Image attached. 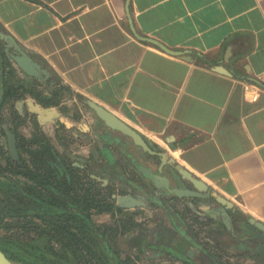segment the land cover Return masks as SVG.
Masks as SVG:
<instances>
[{
  "label": "crops",
  "instance_id": "1",
  "mask_svg": "<svg viewBox=\"0 0 264 264\" xmlns=\"http://www.w3.org/2000/svg\"><path fill=\"white\" fill-rule=\"evenodd\" d=\"M0 34L47 72L26 75L0 38V104L20 86L21 120L35 115L31 104H53L56 116L44 125L36 116L32 132L48 128L56 150L117 196L141 201L147 190V207L130 211L147 212L149 258L170 257L156 246L170 231L176 262L210 261L207 252L232 244L226 255L249 263L238 247L264 228V0H0ZM91 104L153 153L108 128ZM176 166L205 185L203 195L173 193L197 192Z\"/></svg>",
  "mask_w": 264,
  "mask_h": 264
},
{
  "label": "trees",
  "instance_id": "2",
  "mask_svg": "<svg viewBox=\"0 0 264 264\" xmlns=\"http://www.w3.org/2000/svg\"><path fill=\"white\" fill-rule=\"evenodd\" d=\"M19 89L7 87L5 102L18 98ZM48 131L17 134V159L0 151L1 252L15 264H134L124 251L139 213L115 220L122 211L110 187L56 150ZM101 214L115 222L96 224L93 216ZM159 250L174 255V246Z\"/></svg>",
  "mask_w": 264,
  "mask_h": 264
},
{
  "label": "flooded vegetation",
  "instance_id": "3",
  "mask_svg": "<svg viewBox=\"0 0 264 264\" xmlns=\"http://www.w3.org/2000/svg\"><path fill=\"white\" fill-rule=\"evenodd\" d=\"M20 88H21V86H20ZM20 90H22V89H20ZM24 90V89H23ZM19 93V92H18ZM4 100H5V98L3 99V104H0V138L1 137H3L4 138V148L2 147V145L0 144V151H3V152H9V141H8V135L9 134H13V136H14V140H15V147H16V151H17V138H16V136H17V134H23V135H25L26 136V134H33V133H36V132H40V133H44V131H45V129H44V131H38L37 129L35 130V132H29L28 133V131H27V124H26V120H27V117L26 118H24L23 120H21L20 119V117H18V115H17V110H16V106H15V104H14V102L13 103H11V104H7V103H4ZM30 104V103H29ZM12 105V106H11ZM32 105V104H31ZM4 106H9L10 108H14L13 109V111L14 112H12V110H8V112H5L4 114H3V111H2V109H3V107ZM43 109L44 108H47V109H50L49 107H45V106H43V105H40ZM1 112H2V115L3 116H1ZM35 113V112H34ZM35 115L36 116H38L39 117V115L37 114V113H35ZM29 118V117H28ZM35 119H37V117H35ZM11 120V121H10ZM51 120V119H50ZM50 120H48L47 122H49ZM32 122L33 123H31L32 125H33V129H35L37 126H36V122L34 121V120H32ZM47 122H45V123H47ZM44 123V124H45ZM40 124V123H39ZM44 124H41V125H44ZM18 128L19 127V133L18 132H16V129L15 128ZM42 130V129H41ZM49 132V131H48ZM48 136H50V135H48ZM53 137H55V136H52V138ZM130 139V138H129ZM50 140H51V138H50ZM54 140H51V143L53 142ZM133 143V142H132ZM136 146V145H135ZM138 147V146H137ZM138 148H140V147H138ZM141 149V148H140ZM142 150V149H141ZM144 153H146L147 154V152L146 151H144V150H142ZM9 154H10V152H9ZM11 156V155H10ZM17 156H18V151H17ZM12 157V156H11ZM13 158V157H12ZM14 159V158H13ZM73 165L74 164H77V167H79V168H85V167H82L77 161H74L73 160ZM74 166H76V165H74ZM87 170H88V168H87ZM89 171V170H88ZM89 173L91 174V172L89 171ZM91 176V175H90ZM92 178H94L95 180L97 179V178H95V177H92ZM100 180V179H99ZM117 180V179H116ZM98 182H100L101 183V186H108V187H110V189L109 190H111L112 191V193H111V198L114 200V202H115V205H116V207L118 208V209H120L121 211H122V213L121 214H115L114 215V219L115 220H118L119 218H122L123 217V215H125V214H130V213H136V212H131L130 210H133V209H136V208H143V207H147V190H145L144 189V191H142V193L143 194H141V198H142V200L140 201V202H142L145 206H139V207H134V208H129V209H123V208H120V207H118V205H117V200H116V198L117 197H119V196H117V194H116V192L114 191V189L111 187V185L108 183L109 181H108V179H103V180H101V181H98ZM147 189V188H146ZM131 194H134V192H130ZM139 201V200H138ZM103 215H106V216H109V217H111V219L113 220V218H112V216L111 215H109V214H101V215H95V216H103ZM143 214H140L139 213V215H138V217H135V218H138V219H141L140 221H138L139 223H141L142 222V220L144 219H142V217H140V216H142ZM95 216H93V218L95 217ZM117 216L119 217V218H117ZM144 216V215H143ZM94 221V220H93ZM95 222V221H94ZM96 223V222H95ZM97 224V223H96ZM99 225V224H98ZM140 226H141V224L139 225L138 224V228H136L137 230V234L138 233H142L141 235L142 236H140L139 235V237H134V236H132V234H130V236H129V238L130 239H132V240H130V241H134V240H138V241H140L141 240V243L143 244V247L144 248H146L145 247V245L147 244V227L143 230V229H141L140 228ZM134 229V228H133ZM133 229H131V230H133ZM132 231H130L129 233H131ZM152 235H154V233H150L148 236V240H152V239H155V241H156V239H158V238H156V236H153L152 237ZM247 235V234H246ZM125 238H126V236H125ZM166 239V242L163 244V245H159V244H162V243H159V244H157L156 243V246H164V247H169V248H171L172 246H174V254H175V251H176V247H175V244H176V234H175V232L173 233V232H167V234H166V237H165ZM127 239V238H126ZM125 239V240H126ZM245 240L244 241H242V246H240V247H238L239 248V250H241L242 252H246V254H247V256H248V258H250V260H252V261H255V262H258V263H260V264H264L263 263V259H264V256L262 255L263 254V252H264V232L263 233H258V234H254V233H248V236H246L245 238H244ZM130 241H128L127 243H129ZM131 245V244H130ZM232 244H230V245H228L224 250L223 249H220V248H217V247H214V249L216 250V252L217 253H214V252H212L211 250L209 251V252H207L210 256H211V259H210V261L208 260L207 261V258L206 257H199V260H198V262H197V264H220L221 263V260H218V258H219V256H218V254H220V255H226L227 254V252H229L230 250H229V248H230V246H231ZM147 246V245H146ZM130 246H128V248H129ZM232 248V247H231ZM146 251H147V249H145ZM160 251H162V250H160ZM164 252V251H163ZM165 254H169L170 255V258L171 259H174L175 258V256H173L171 253H169V252H164ZM201 255H203V254H201ZM181 264H189L188 262H186V263H181ZM192 264H194V263H192ZM196 264V263H195Z\"/></svg>",
  "mask_w": 264,
  "mask_h": 264
},
{
  "label": "water",
  "instance_id": "4",
  "mask_svg": "<svg viewBox=\"0 0 264 264\" xmlns=\"http://www.w3.org/2000/svg\"><path fill=\"white\" fill-rule=\"evenodd\" d=\"M130 29H131L132 35L138 41L147 43V38L139 36L135 32L132 25H131ZM0 38L2 40L6 41L7 48H13V50L15 51L16 54L9 53L8 56L14 61V63L17 65V67L22 72H24L28 76L36 77V78H39L41 80H43L47 77V72L45 70L41 69V67L37 63L33 62L32 59L25 52H23V50L20 49V47L14 42V40L10 36L0 34ZM149 42H151V41H149ZM151 43L157 45L163 51H167L166 48L159 46L155 42L152 41ZM168 53H171V52H168ZM41 74H44V75L42 76ZM29 103L31 104V102H29ZM31 106L33 107V105H31ZM35 106H38V105H34V107ZM90 107L96 113V115L104 122V124L108 128H110L111 130L118 131L121 134L127 136L128 138L131 139V141L133 142L134 145L140 147L142 150L149 152V153H153L149 149V147L147 146V144L143 140V138L138 133H136L133 129H131L130 127L125 125L123 122L119 121L117 118H115L109 112L105 111L103 108H101L95 104H91ZM42 110L48 111L49 109L44 108ZM38 115H39L38 122L40 124H44L45 122L50 120V119H45L44 117H42V115L40 113ZM8 141H9L10 155L14 159H17L18 156H17V151H16V147H15V140H14L13 134L8 135ZM160 155H161V158L164 160L165 154H160ZM74 165L77 166V164H74ZM176 169L182 178L188 180L193 185V187L197 190V192H192L189 190H175L173 192L174 194H176L178 196H195V195L199 196V195H203L202 192L206 191V187L202 182L193 178L187 171L181 169L180 167L176 166ZM116 200H117L118 207L123 208V209H129V208L144 206V204L142 202L138 201L137 199H135L132 196H119L116 198ZM216 201L219 202L220 204H223L224 206L228 205V203L225 200H223L222 198L216 197ZM255 228L256 229L259 228L260 230H262L264 232L263 227L261 228V227L257 226V227H254V229ZM0 264H15V263L9 261L6 258V256L0 250Z\"/></svg>",
  "mask_w": 264,
  "mask_h": 264
},
{
  "label": "rangeland",
  "instance_id": "5",
  "mask_svg": "<svg viewBox=\"0 0 264 264\" xmlns=\"http://www.w3.org/2000/svg\"><path fill=\"white\" fill-rule=\"evenodd\" d=\"M9 109L12 110V112H14L13 111L14 108L12 109L9 106H4L2 109L3 114L5 112H8ZM1 116H3L2 112H1ZM28 117H29V120H26L25 122L27 124L26 127H27V131L29 133V132H32V130H33V125L31 123H33L32 120H35L34 118L36 117V115L33 114L30 116H27V118ZM0 144L4 148V138L3 137L0 138ZM109 191H111V190H109ZM144 213H145L144 216L143 215L140 216V217H142V219L144 218L141 223L138 222L141 219H138V218L134 219L135 223H137V226H138V224L139 225L141 224L140 228L142 227L141 229H143V230L147 227V212L144 211ZM117 218H119V217L117 216ZM93 220L99 225H110V224H113L115 222V220H112L111 217L106 216V215L95 216L93 218ZM137 226L133 227L134 229L132 228L133 230L130 233L134 237L138 236L137 231H136L137 230L136 228H138ZM1 234L2 233L0 232V235ZM122 240H124V239H122ZM121 244H119V248L121 247ZM125 245L127 247L128 246H130V247L124 251V254L128 255L133 260L134 264H181V263L176 262L175 260L171 259L170 257L169 258L165 257V258H161V259L149 258L147 251L145 250V248L143 247V244L141 243V240L140 241H138V240L130 241L129 243H127ZM211 251L214 253H217L215 249H211ZM218 256H219L218 260H221L220 264H260L258 262L250 260V258H248L249 263H246L245 260H242L240 258L234 259L232 257L229 258V256H227V255H220V254H218ZM251 262H253V263H251Z\"/></svg>",
  "mask_w": 264,
  "mask_h": 264
},
{
  "label": "bare ground",
  "instance_id": "6",
  "mask_svg": "<svg viewBox=\"0 0 264 264\" xmlns=\"http://www.w3.org/2000/svg\"><path fill=\"white\" fill-rule=\"evenodd\" d=\"M31 110L38 114L40 113L42 117H44L45 119H51L52 117L56 116V113L52 109H49L48 111H43L40 107L38 106L34 107L33 105V107L31 106Z\"/></svg>",
  "mask_w": 264,
  "mask_h": 264
}]
</instances>
